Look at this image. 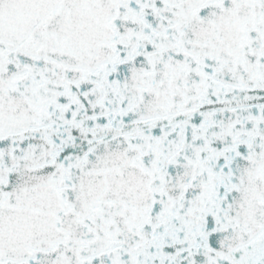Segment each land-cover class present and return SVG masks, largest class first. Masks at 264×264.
Here are the masks:
<instances>
[{
  "label": "snow or ice",
  "instance_id": "6c2138e0",
  "mask_svg": "<svg viewBox=\"0 0 264 264\" xmlns=\"http://www.w3.org/2000/svg\"><path fill=\"white\" fill-rule=\"evenodd\" d=\"M0 264H264V0H0Z\"/></svg>",
  "mask_w": 264,
  "mask_h": 264
}]
</instances>
